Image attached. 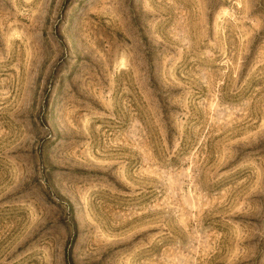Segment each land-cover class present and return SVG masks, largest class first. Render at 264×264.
<instances>
[{"label": "rangeland", "instance_id": "1", "mask_svg": "<svg viewBox=\"0 0 264 264\" xmlns=\"http://www.w3.org/2000/svg\"><path fill=\"white\" fill-rule=\"evenodd\" d=\"M264 264V0H0V264Z\"/></svg>", "mask_w": 264, "mask_h": 264}, {"label": "trees", "instance_id": "2", "mask_svg": "<svg viewBox=\"0 0 264 264\" xmlns=\"http://www.w3.org/2000/svg\"><path fill=\"white\" fill-rule=\"evenodd\" d=\"M65 263L66 264H73V261H72L71 257L66 256Z\"/></svg>", "mask_w": 264, "mask_h": 264}]
</instances>
